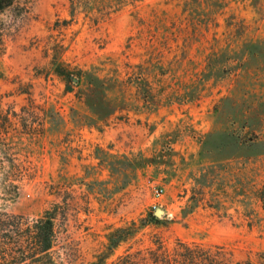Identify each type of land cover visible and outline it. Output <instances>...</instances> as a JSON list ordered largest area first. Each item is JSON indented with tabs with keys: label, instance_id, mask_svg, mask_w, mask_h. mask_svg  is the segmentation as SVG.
<instances>
[{
	"label": "rangeland",
	"instance_id": "374dc122",
	"mask_svg": "<svg viewBox=\"0 0 264 264\" xmlns=\"http://www.w3.org/2000/svg\"><path fill=\"white\" fill-rule=\"evenodd\" d=\"M2 2L0 210L56 264H264V0Z\"/></svg>",
	"mask_w": 264,
	"mask_h": 264
},
{
	"label": "trees",
	"instance_id": "16d2710c",
	"mask_svg": "<svg viewBox=\"0 0 264 264\" xmlns=\"http://www.w3.org/2000/svg\"><path fill=\"white\" fill-rule=\"evenodd\" d=\"M0 0V11L5 8ZM146 222L158 224L159 220L150 213ZM125 229L115 230L108 238V250H113L123 239ZM54 216L45 212L37 219L13 214L0 210V264H56L52 258L54 247ZM217 251L201 250L195 256L187 248V264H251L249 262L233 263L222 253V248L215 247ZM144 264L147 263L142 258ZM153 264V261L151 262ZM156 264H168L166 255L158 256Z\"/></svg>",
	"mask_w": 264,
	"mask_h": 264
},
{
	"label": "water",
	"instance_id": "95a60500",
	"mask_svg": "<svg viewBox=\"0 0 264 264\" xmlns=\"http://www.w3.org/2000/svg\"><path fill=\"white\" fill-rule=\"evenodd\" d=\"M162 214H163V211L160 210V209L155 210L154 213H153V215H154L156 218L161 217Z\"/></svg>",
	"mask_w": 264,
	"mask_h": 264
},
{
	"label": "built area",
	"instance_id": "2783aa9c",
	"mask_svg": "<svg viewBox=\"0 0 264 264\" xmlns=\"http://www.w3.org/2000/svg\"><path fill=\"white\" fill-rule=\"evenodd\" d=\"M155 195H156L157 197H160V196L162 195V190H156V191H155Z\"/></svg>",
	"mask_w": 264,
	"mask_h": 264
}]
</instances>
